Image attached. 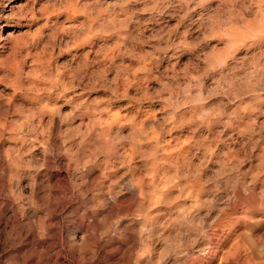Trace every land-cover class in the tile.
Returning <instances> with one entry per match:
<instances>
[{"label": "clouds", "instance_id": "1", "mask_svg": "<svg viewBox=\"0 0 264 264\" xmlns=\"http://www.w3.org/2000/svg\"><path fill=\"white\" fill-rule=\"evenodd\" d=\"M0 9V264H264V0Z\"/></svg>", "mask_w": 264, "mask_h": 264}, {"label": "rangeland", "instance_id": "2", "mask_svg": "<svg viewBox=\"0 0 264 264\" xmlns=\"http://www.w3.org/2000/svg\"><path fill=\"white\" fill-rule=\"evenodd\" d=\"M13 4L21 3L22 0H11ZM2 12H7V9H0ZM15 25L7 24L5 21L0 19V35H4L8 30L14 28ZM256 215H264L262 212H257Z\"/></svg>", "mask_w": 264, "mask_h": 264}]
</instances>
